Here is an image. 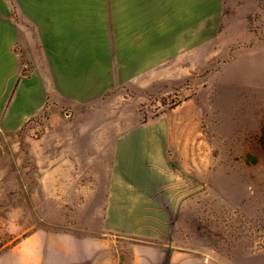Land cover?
<instances>
[{
  "label": "rangeland",
  "instance_id": "rangeland-1",
  "mask_svg": "<svg viewBox=\"0 0 264 264\" xmlns=\"http://www.w3.org/2000/svg\"><path fill=\"white\" fill-rule=\"evenodd\" d=\"M180 54L2 143L0 250L46 229L90 264H264V0Z\"/></svg>",
  "mask_w": 264,
  "mask_h": 264
},
{
  "label": "crops",
  "instance_id": "crops-1",
  "mask_svg": "<svg viewBox=\"0 0 264 264\" xmlns=\"http://www.w3.org/2000/svg\"><path fill=\"white\" fill-rule=\"evenodd\" d=\"M224 1L0 0V147L29 120L56 122L211 41ZM91 254L85 239L35 229L1 249L0 264H90Z\"/></svg>",
  "mask_w": 264,
  "mask_h": 264
}]
</instances>
